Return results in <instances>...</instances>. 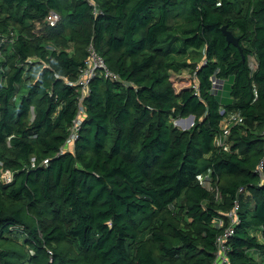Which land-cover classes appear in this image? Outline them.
Here are the masks:
<instances>
[{
	"label": "trees",
	"instance_id": "obj_1",
	"mask_svg": "<svg viewBox=\"0 0 264 264\" xmlns=\"http://www.w3.org/2000/svg\"><path fill=\"white\" fill-rule=\"evenodd\" d=\"M90 44L119 79L70 144ZM263 130L264 0H0V264H212L237 197L230 262L264 264Z\"/></svg>",
	"mask_w": 264,
	"mask_h": 264
},
{
	"label": "built area",
	"instance_id": "obj_2",
	"mask_svg": "<svg viewBox=\"0 0 264 264\" xmlns=\"http://www.w3.org/2000/svg\"><path fill=\"white\" fill-rule=\"evenodd\" d=\"M60 21V15L56 12H51L49 16V25L56 26ZM253 68V66H251ZM104 72V73H103ZM98 74H104L107 78L110 77L112 79H119V77L113 74L106 66L104 58L97 52L95 46L90 44L89 46V57L86 62V66L82 69L81 75L76 82L79 86L80 91V98L78 104V115L74 120V124L72 127L71 135L69 137L68 143H73L74 139L78 137V132L81 129L83 123V114L85 111V106L83 105L85 94L89 91L91 80ZM225 80L219 79L217 77H213V91L217 94L221 89L224 88ZM183 120V119H182ZM180 121V120H179ZM244 123L243 116L239 114H232L228 121L223 123V133L220 134L216 138L217 145H223L229 135L230 128L234 124H242ZM194 124V123H193ZM264 136V130H263ZM257 171L261 176L264 173V156L261 158L258 166ZM12 172L7 170L3 173V178L6 181L12 180ZM203 185L207 189L212 188L211 181L209 180L208 176H205L203 179ZM244 193V188H240L239 194ZM220 194L218 197L220 198ZM241 209V201L240 198L237 197L234 201L233 207L228 210L227 212L220 215L216 220L217 225L220 228H224L223 232L217 237V251L215 254V258L212 264H231L230 257H229V246L228 241L229 239L235 234L237 225L240 222V215L239 211Z\"/></svg>",
	"mask_w": 264,
	"mask_h": 264
},
{
	"label": "rangeland",
	"instance_id": "obj_3",
	"mask_svg": "<svg viewBox=\"0 0 264 264\" xmlns=\"http://www.w3.org/2000/svg\"><path fill=\"white\" fill-rule=\"evenodd\" d=\"M194 58H196L195 54H194ZM186 59L191 61V57H187ZM251 66L255 67L254 61H251ZM189 78H190V73L188 71H184L182 74L176 75V80H177L176 86H177V88L180 89L183 86L189 85V80H190ZM231 83H232V81L226 80L225 81L226 87H224L223 89L220 90L221 96L224 98V102H228L231 99V96H230ZM174 124L180 128H183L184 126H186L188 124V120L187 119L186 120L176 119V120H174ZM258 233H259V235H261L260 232H258Z\"/></svg>",
	"mask_w": 264,
	"mask_h": 264
},
{
	"label": "water",
	"instance_id": "obj_4",
	"mask_svg": "<svg viewBox=\"0 0 264 264\" xmlns=\"http://www.w3.org/2000/svg\"><path fill=\"white\" fill-rule=\"evenodd\" d=\"M223 31H224V33H225V35H226V38H227V41H228L229 43H232V44H234L235 46H239V47H240L239 38L236 37V36L233 34V32H231L230 30H228L226 26L223 27ZM182 119H183V120H186V119L188 120V124L182 128V129H184V130L189 129V128L193 125V123H194V121H195V118H194L193 115H191V116H189V117H187V118H182ZM182 119H181V120H182Z\"/></svg>",
	"mask_w": 264,
	"mask_h": 264
}]
</instances>
